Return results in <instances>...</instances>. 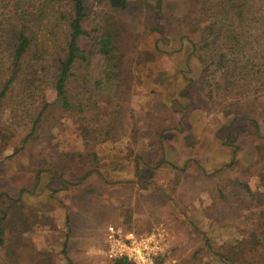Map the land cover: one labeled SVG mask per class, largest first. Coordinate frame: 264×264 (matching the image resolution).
<instances>
[{
    "label": "rangeland",
    "instance_id": "rangeland-1",
    "mask_svg": "<svg viewBox=\"0 0 264 264\" xmlns=\"http://www.w3.org/2000/svg\"><path fill=\"white\" fill-rule=\"evenodd\" d=\"M197 1L163 0L159 10L155 0H130L124 18L136 24L126 44L129 92L117 99V115L106 118L114 129L107 141L92 143L58 112L48 117L45 140L17 155L18 141L0 146V264H113L109 226L163 231L167 247L158 264H264L263 248L240 253L239 245L264 217V205L254 206L239 185L260 194L264 140L258 150L262 140L252 123L264 136V97L222 116L191 84L199 69L187 61L186 35L197 34L180 20ZM88 2L97 23L106 0ZM12 4L0 0V16ZM236 116L252 121L231 123ZM86 144L97 152L101 173L63 162L62 184L51 173L62 162L56 154Z\"/></svg>",
    "mask_w": 264,
    "mask_h": 264
},
{
    "label": "trees",
    "instance_id": "trees-1",
    "mask_svg": "<svg viewBox=\"0 0 264 264\" xmlns=\"http://www.w3.org/2000/svg\"><path fill=\"white\" fill-rule=\"evenodd\" d=\"M88 1L12 0L11 12L0 16V146L18 141L15 155L31 143L45 140L48 117L58 112L75 121L81 136L92 143L107 141L112 135L114 129L106 128L105 121L117 115L120 94L129 92L126 44L130 27L136 23L131 25L124 18L130 0H106L97 23L90 20ZM155 2L161 10L163 0ZM181 21L197 34L196 38L186 35L187 61L192 60L199 69L191 84L213 113L227 116L264 97V0H199ZM237 119L252 121L236 116L231 123ZM252 124L262 140L261 150L264 136L260 126ZM22 130L26 131L23 135ZM56 155L62 162L52 164L53 176L59 177L66 169L63 162L101 173L100 158L89 144L83 150ZM257 161L264 162V156ZM60 180L62 184L67 181L62 175ZM239 185L254 206L264 205V177L260 194L246 184ZM5 217L0 219V246H4ZM258 220V227L252 225L246 231L240 253L248 246L264 249V217ZM205 243L211 251L209 239ZM65 248L67 243L66 255Z\"/></svg>",
    "mask_w": 264,
    "mask_h": 264
},
{
    "label": "built area",
    "instance_id": "built-area-1",
    "mask_svg": "<svg viewBox=\"0 0 264 264\" xmlns=\"http://www.w3.org/2000/svg\"><path fill=\"white\" fill-rule=\"evenodd\" d=\"M167 247L163 231L137 235L118 226H109L106 233V255L109 260H126L131 264H158Z\"/></svg>",
    "mask_w": 264,
    "mask_h": 264
}]
</instances>
